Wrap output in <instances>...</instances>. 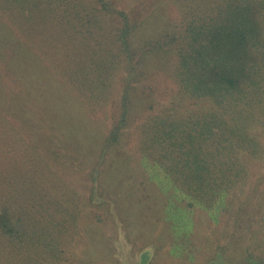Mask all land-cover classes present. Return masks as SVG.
Returning a JSON list of instances; mask_svg holds the SVG:
<instances>
[{
    "label": "rangeland",
    "instance_id": "374dc122",
    "mask_svg": "<svg viewBox=\"0 0 264 264\" xmlns=\"http://www.w3.org/2000/svg\"><path fill=\"white\" fill-rule=\"evenodd\" d=\"M5 1L0 0L1 14L6 15L1 21L11 24V20L25 17L18 24L29 29L27 16ZM85 1L96 4L95 0ZM111 2L136 24L147 22L149 25L141 30L147 34L150 28L160 31L182 25L194 15L192 10L199 11V6L205 5L200 0ZM107 26L112 27V21ZM80 32L78 38L88 36L86 31ZM92 32L91 39L100 41L101 33L96 29ZM10 33L0 32L3 72L17 64L14 60L19 51L11 43L14 39ZM27 37L24 61L28 84L56 88L39 91L38 98H31L29 90L20 96L12 81L15 73H4L5 80L0 77V86L5 87L0 92V199L18 200L17 211L28 213L27 243L18 247L25 251L28 245V251L22 252L27 256H14L11 252L17 248L16 243L0 235V264H247L264 260V156L250 159L248 187L240 188L238 184L232 190L223 189L211 202L192 198L182 189H175L173 183L163 182L167 177L155 167H146L136 147L137 128L150 114L172 113L168 111L172 106L165 108L175 95L173 85L158 76L151 96L157 104H153V110L148 109L149 104L136 109L128 135L101 168L103 186L95 191L89 174L95 157L74 151L69 141L59 142L52 127L56 126L53 115L61 113L52 106L66 100L75 102L97 123L95 129L107 132L118 117L117 97L120 78L126 75L125 64L115 72L117 79L107 100L110 102L92 109L81 92L68 85L67 76L51 67L50 63L60 62L58 55L49 54L52 49L37 35L29 33ZM173 61L172 56L163 60L157 57L148 63L156 65L149 71L157 74ZM192 104L184 101L176 109L188 112ZM193 106L196 108V104ZM51 118L53 123L49 124ZM125 158L124 165L121 162ZM31 170L36 173L35 180L28 179ZM243 177L241 174L239 179ZM93 197L105 203L95 202ZM92 201L95 204L90 206Z\"/></svg>",
    "mask_w": 264,
    "mask_h": 264
},
{
    "label": "trees",
    "instance_id": "16d2710c",
    "mask_svg": "<svg viewBox=\"0 0 264 264\" xmlns=\"http://www.w3.org/2000/svg\"><path fill=\"white\" fill-rule=\"evenodd\" d=\"M95 1H5L27 16L29 29L18 24L25 17H14L9 24L8 20L1 21L6 15L0 11V32H11L15 40L11 43L19 51L15 67L5 72L0 67V77L5 80L4 73H15L12 81L20 96L29 90L31 98H38L39 91L54 87L28 84L25 53L27 36L32 33L52 49L49 54L61 59L53 63L42 52L55 71L67 76L68 85L79 90L92 109L103 108L110 102L107 100L117 79L115 72L125 64L126 75L120 78L117 97L118 117L107 132L95 129L97 123L75 102L66 100L52 106L61 113L53 115L56 126L52 127L59 142L69 141L74 151L95 157L89 167L95 191L102 188L103 166L128 135L136 109L149 104L148 109L153 110V104H157L151 98L152 87L154 81L164 77L173 85L175 95L165 108L172 106L168 110L172 113L150 114L137 128L136 147L146 167H155L167 177L163 182L173 183L175 189L203 202L213 201L223 189L229 191L238 184L240 188L248 187L250 159L264 156V0H200L205 5L196 12L191 6L194 15L190 20L160 31L146 29L149 34L141 32L149 25L147 22L138 25L131 21L111 0ZM109 21L112 27L107 26ZM94 29L101 33L100 41L91 39ZM78 30L86 31L90 38H78ZM169 56L174 60L170 67L164 65L167 69L150 73V68H156L148 65L150 61ZM3 89L0 86V92ZM149 99L152 102L147 103ZM184 101L194 103L188 112H178L177 106ZM48 123H53L52 118ZM28 174H32L28 179L35 180L34 171ZM241 174L244 177L239 179ZM92 199L105 203L104 199ZM17 202L0 199V235L16 243L17 248L11 252L14 256H27L22 252L28 251V245L25 251L18 247L27 243L28 213L18 212ZM247 264H264V260Z\"/></svg>",
    "mask_w": 264,
    "mask_h": 264
}]
</instances>
